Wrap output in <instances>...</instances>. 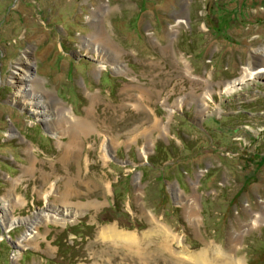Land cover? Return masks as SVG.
<instances>
[{
	"label": "rangeland",
	"instance_id": "1",
	"mask_svg": "<svg viewBox=\"0 0 264 264\" xmlns=\"http://www.w3.org/2000/svg\"><path fill=\"white\" fill-rule=\"evenodd\" d=\"M102 5V29L120 51L115 61L84 43ZM25 52L39 78L30 95L45 108L41 117L12 97L10 77ZM256 61L264 66V0H0V205L15 219L6 228L0 209V264H264V222L240 236L236 249L232 241L264 211V69L225 91ZM117 63L125 71L113 69ZM206 90L210 108L199 114ZM52 97L78 117L95 102L93 131L78 138L82 150L66 162L60 155L70 136L45 122ZM180 98L186 101L175 109ZM159 119L168 132L157 128L146 138ZM69 178L72 196L64 202ZM194 194L198 225L184 208ZM17 195L25 203L12 211L8 200ZM77 204L84 211L76 220L42 224L39 238L16 243L28 217ZM157 224L171 232V253L158 251L160 235L141 239ZM108 227L135 233L138 243L101 237ZM205 248L200 258L192 254Z\"/></svg>",
	"mask_w": 264,
	"mask_h": 264
},
{
	"label": "bare ground",
	"instance_id": "2",
	"mask_svg": "<svg viewBox=\"0 0 264 264\" xmlns=\"http://www.w3.org/2000/svg\"><path fill=\"white\" fill-rule=\"evenodd\" d=\"M93 13H94V17H93L92 21H93L94 26L97 29L89 37H86L88 39L84 40L85 46L91 47V49H93L95 51L97 49H100L98 47H101L100 50H102L103 57H108V58L110 57L109 59H113L115 61L114 58H118L120 56V51L115 47L116 45L114 46V43L111 40V36L107 33V31L102 29L103 27L101 24H103V17L106 14V12L104 10V6L103 5L100 6V8L95 10ZM175 33H176V30H172L173 36L175 35ZM262 53L263 52L259 51V50L256 52V54L257 55L260 54V56H263ZM260 56H258V57L260 58ZM261 61H262V59H261ZM257 63H258V61H256L255 63L253 62L252 67L248 66L247 68L243 69L242 74L240 75L239 78H237L236 80H233L231 82L226 83L227 85H226L225 91L230 92L233 89V87L240 85L245 79L253 78V75L255 73H257V72L262 73L264 66L257 65L255 67V64H257ZM33 64L34 63L30 60L27 52H25V54L23 55V58H20L18 60V63L15 65L14 71L12 72V75L10 77L11 82L14 83V86H15V92L12 94V97H14L13 98L14 100L21 102L24 105L29 104L30 107H33L31 110L34 111V114L37 117H41L45 113V111H44L45 108L42 107V103L40 104L39 100L34 102L33 97H32L33 95H30V93H32V91L34 93V90H33L34 85L37 82H39V78L36 77L35 74H32L30 71L31 65H33ZM104 68H105V66L101 64V65L97 66L95 71L96 72L101 71ZM113 69L117 70L118 72L125 71L124 65L122 67L121 63H117V66L113 67ZM185 71H186V74L188 76L192 75V72L190 71V69L188 68L187 65L185 67ZM205 82H206V86H208L209 81L206 79ZM123 90H124V88H123ZM142 90H143L142 86H140L139 91L141 93H142ZM43 91H45V90H43ZM44 93H43V97H44ZM211 97H212V90L211 91L206 90L204 95L202 97H199V101L196 99H193V97H192L191 101H198L199 106H198L197 112L199 114L205 113V111L208 110V108H210L207 100L210 99ZM138 98H139V100L137 99L138 103L136 102V104H137V107L140 108V104L142 103V99H140V97H138ZM51 100L55 104V107H52V111L54 113L52 115H49V118H45V122L48 124L57 122L58 127L63 128V130H61L60 133L63 135H69L70 136L68 141L64 142L65 145H64L62 153L60 155V159L63 160L64 162H66L77 152V150H79V151L82 150V147L80 146L78 138H80V136H82V135H89L90 132L93 131V128H91V126L89 125L88 120H89V116L93 113L92 109H93L94 100L91 101L90 106L86 109V115L84 117H78V116L73 115L71 112V108L65 106V104L62 103L61 101H59L58 99H53V97H52ZM185 101H186V99L184 100V98H180L179 100H177L174 104V106L176 107L175 109L182 108L183 103ZM168 106L172 107L171 105H168ZM135 107H136V105H135ZM168 109H169L168 111L170 114L174 113L175 109H173V108H168ZM148 128L149 127H146V131L144 133V134H146V138H149V136L152 135L151 133L153 132V130H155L157 128L160 129L161 132L163 131V133H165L166 131L168 132L166 126L164 125V123L161 119L157 120L154 124H151L149 131L147 130ZM56 129H58V128H56ZM11 135H13V133L9 132V136H11ZM104 143H105V141H104ZM104 143L102 144V146H103L102 151L104 153V157H106L107 146H105V148H104ZM152 144H153L152 141H150L148 143V149H150ZM112 145L114 147L117 146V144L114 142V140L112 141ZM148 149L147 148L143 149L141 151V155L146 156ZM29 151L30 152L34 151L33 146L29 147ZM35 162H36L35 158L34 159L32 158L31 164L26 169V170H28V172H26V173H29L31 168L35 166ZM70 181H71L70 178L64 181V185L66 186V192L63 193V197L61 199L64 202H66L68 200V198H70L72 196L70 194V193H72V191H71L72 187L70 185ZM15 186L16 185H13V188H15ZM135 187H136L137 194H142L140 175L139 174L135 178ZM53 189H54V186H52L50 191L54 192ZM12 190H14V189H12ZM48 193L43 194V198L45 200H47ZM193 197H191L192 200H190L189 202H185V205H184L185 206L184 207L185 208V214H186V217L189 219V221H192L193 224L198 225V223L200 221L199 201L196 198L195 194ZM10 200H8V202H9L8 204L10 206V210H12V211L15 209V206L25 203V200L22 197H19L18 195L15 196V201L11 200L12 202L10 203ZM0 201H2L1 198H0ZM0 209L3 211V214L1 213L2 216H4V218L7 217V220H4L6 228L10 227L12 224L11 223L12 220H15L12 216V212L7 213V209H8L7 204L2 203L0 205ZM83 211H84L83 206L80 204H77L74 209L73 208L72 209L67 208V209L62 210V211L61 210L41 211L33 218L28 217L27 219L24 220L25 223H27V225H28V229L26 230V233L16 241V243L19 245V244H23L24 242L36 240L37 238H39V236L42 235V233L40 231V227L42 224L46 225L49 222H53L56 224L66 225L67 220H76V218L79 215H81L83 213ZM261 222L262 223L264 222V211L262 210L260 212H258V211L254 212V214H252V219L248 223H245L242 226V229L240 231H236L234 233V235L232 237L233 247H235L234 249H236L238 246L237 243L240 240V236H242L245 232H248L252 228L261 225L262 224ZM161 233H162V235H161ZM152 234L161 236L160 243H159L160 245L157 246L160 249L158 251L160 252L162 250L164 253V252H166V250H169V252L171 253L172 244H169V242H167V241H169L168 240V234L170 235L171 232L168 233V231H166L161 226V224H157V226L152 225V227L148 231L143 233V236L141 239H143V241L150 240V236H152ZM135 236H136L135 233L134 234L133 233H124L121 235V232L117 231L114 227H108L107 229H104V232L102 233L101 237H103V238L107 237V238H112V239H116V240H121V242L126 241V244L125 243L124 244L128 247H132L133 245L138 243L136 241L138 239H136ZM176 238H177L176 241L178 242V244H180L182 239L180 237H176ZM144 244H145V242H144ZM122 245L123 244H121V246ZM206 251H207V249L205 248L198 253L195 252L192 254L195 257L200 258V257H202V255H204L206 253ZM144 253L143 252L140 253L139 256H141V255L144 256ZM148 253H150V251ZM196 253H197V255H196ZM136 254H137V252H136ZM18 258H19V256H15L16 260ZM229 261L232 262L233 258L232 259L230 258ZM229 261L225 260L224 262H226V264H229L230 263Z\"/></svg>",
	"mask_w": 264,
	"mask_h": 264
}]
</instances>
